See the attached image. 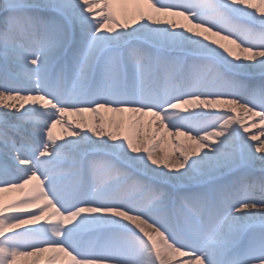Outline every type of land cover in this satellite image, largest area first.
<instances>
[{"label": "snow or ice", "instance_id": "snow-or-ice-1", "mask_svg": "<svg viewBox=\"0 0 264 264\" xmlns=\"http://www.w3.org/2000/svg\"><path fill=\"white\" fill-rule=\"evenodd\" d=\"M0 264H264V0H0Z\"/></svg>", "mask_w": 264, "mask_h": 264}, {"label": "bare ground", "instance_id": "bare-ground-1", "mask_svg": "<svg viewBox=\"0 0 264 264\" xmlns=\"http://www.w3.org/2000/svg\"><path fill=\"white\" fill-rule=\"evenodd\" d=\"M56 131H57V133H59V132H60V129H59V127L57 128V130H56ZM253 131H255V130H253Z\"/></svg>", "mask_w": 264, "mask_h": 264}]
</instances>
